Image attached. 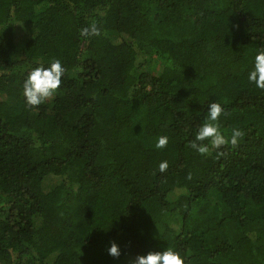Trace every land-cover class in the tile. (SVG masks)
Listing matches in <instances>:
<instances>
[{
	"label": "trees",
	"instance_id": "16d2710c",
	"mask_svg": "<svg viewBox=\"0 0 264 264\" xmlns=\"http://www.w3.org/2000/svg\"><path fill=\"white\" fill-rule=\"evenodd\" d=\"M93 19L101 34L81 36ZM261 47L264 0H0V264L166 246L264 264V90L247 80ZM51 58L62 84L28 107L25 76ZM213 101L221 132L243 135L201 155L189 141Z\"/></svg>",
	"mask_w": 264,
	"mask_h": 264
},
{
	"label": "clouds",
	"instance_id": "9594fccd",
	"mask_svg": "<svg viewBox=\"0 0 264 264\" xmlns=\"http://www.w3.org/2000/svg\"><path fill=\"white\" fill-rule=\"evenodd\" d=\"M101 29L98 21L93 19L87 26L80 29V35L84 37L99 36ZM65 67L58 58H51L45 64H37L27 72L22 85V95L25 105L38 106L51 97L61 86ZM247 80L256 88L264 90V47L258 48L253 58L251 67L247 70ZM225 114L221 103L213 101L208 104L204 122L194 131L189 146L201 155L208 154L210 147L219 149L225 144L236 145L238 138L243 133L239 128H232L230 137L220 130L219 119ZM208 141V143H204ZM169 143L167 135L159 136L155 141V148L163 149ZM169 167L167 160H161L158 170L163 173ZM111 256L121 255V249L116 242H112L108 248ZM187 257L171 246L162 250L148 251L135 257L132 264H186Z\"/></svg>",
	"mask_w": 264,
	"mask_h": 264
},
{
	"label": "rangeland",
	"instance_id": "374dc122",
	"mask_svg": "<svg viewBox=\"0 0 264 264\" xmlns=\"http://www.w3.org/2000/svg\"><path fill=\"white\" fill-rule=\"evenodd\" d=\"M104 160H105V158L104 157H101V162H103ZM212 198L215 199L216 198V195H213Z\"/></svg>",
	"mask_w": 264,
	"mask_h": 264
}]
</instances>
